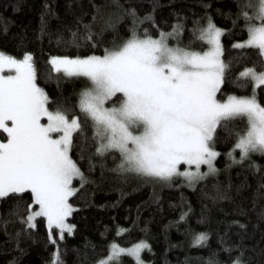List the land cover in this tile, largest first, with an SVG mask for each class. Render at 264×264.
<instances>
[{
  "label": "snow or ice",
  "instance_id": "1",
  "mask_svg": "<svg viewBox=\"0 0 264 264\" xmlns=\"http://www.w3.org/2000/svg\"><path fill=\"white\" fill-rule=\"evenodd\" d=\"M202 3L205 9L210 7L207 0ZM93 7L89 20L77 17L67 40L57 37L65 46L93 51L49 56L50 77L63 70L66 76L87 78L72 105L54 101L38 83L31 51L17 57L0 50V198L14 201L6 214L0 213V224L19 249L20 237L31 236L37 218H43L47 240L56 245L49 264H65L56 237L63 240L65 232H73L75 225L66 218L78 205L70 197L90 182L81 161L87 162L90 171L99 165L103 177L106 158L111 155L114 163L108 171L122 181L134 175L145 182L171 185L179 177L181 184L195 188L199 181L220 171L214 163L219 155L214 146L217 134L237 119L246 123L228 129L234 139L226 153L231 163L248 161L249 167L258 169L251 156L264 154V100L257 94L258 87H264V67L258 70L255 64L245 65L235 73L232 83L242 89L250 83V94L230 92L221 98L233 65L223 59L221 35L226 29L218 26L211 14L193 17L192 41L183 44L186 18L179 12L165 30L156 23L153 12L140 16L135 7L124 8L120 0H111V6ZM156 7L154 2L153 11ZM228 14L233 16V24L242 18L240 26L246 32L233 47L255 50L264 65V0H236V12ZM125 17L131 18L126 34L118 27ZM146 22L154 25L158 34L153 35L150 28L141 31ZM195 41L202 47H193ZM53 103L54 108L50 107ZM76 109V114H70ZM86 124H90L91 136ZM77 135L82 138L80 143L75 140ZM74 147L78 149L76 157ZM215 187L212 199H225L227 190ZM26 190L29 202L22 208L20 198ZM187 215L182 211L179 220ZM12 218L23 225L15 233L7 229ZM124 231L119 228V233ZM189 231L193 244L207 243V232ZM144 248L150 249L144 239L129 246L112 240L107 255L94 264H121V254L133 257L135 264H150L141 257ZM234 248L239 252L233 257ZM221 251L227 259L220 258ZM243 256V247L222 239V248L204 260L206 264H248ZM9 264H15V258Z\"/></svg>",
  "mask_w": 264,
  "mask_h": 264
},
{
  "label": "trees",
  "instance_id": "2",
  "mask_svg": "<svg viewBox=\"0 0 264 264\" xmlns=\"http://www.w3.org/2000/svg\"><path fill=\"white\" fill-rule=\"evenodd\" d=\"M154 2L157 7L153 11ZM120 3L124 8L135 7L140 16L153 12L156 23L165 30L177 19L176 13H181L186 18V27L181 35L183 44L192 41L193 17L203 16L205 12L211 14L213 21L226 29L221 35L223 59L233 65L220 96L223 98L230 92L250 94V83L247 89L232 83L235 73L245 65L255 64L258 70L264 65L255 50L246 48L242 51L233 47L236 40L246 37L240 26L243 19L233 24V16L228 14L236 12V0H207L210 5L207 9L203 7L202 0H120ZM94 4L111 6V0H0V50L17 57H21L24 51H31L38 83L54 101L72 105L78 99L79 90L86 86L83 76L51 73L50 77L49 56L88 55L93 51L91 48L65 46L57 37L67 40L71 35L69 29L76 27L77 17L85 21L91 18ZM129 24L131 18L125 17L118 27L126 34ZM143 28H150L153 35L158 34L155 26L147 22L140 30ZM170 42L176 43L175 40ZM193 47L201 48V42H193ZM97 53L102 54V49ZM257 94L264 100V87H258ZM55 106V103L50 105ZM76 112L78 109L70 114ZM245 123L237 119L227 128L219 129L214 145L219 155L214 163L220 171L199 181L195 188L181 184L179 178H175L171 185L145 182L134 175L122 181L108 171L114 163L111 155L106 158L107 168L103 177L99 165L90 171L87 162L81 161L90 182L70 197L71 202L78 205L67 217V222L75 225L73 232H65L63 240L56 237L65 264H94L107 255L108 244L112 240L129 246L140 239L150 245V249L141 250L142 259L150 264H206L204 258L222 248V239L229 245L243 247L242 258L248 264H264V187H261L264 185V155L254 153L251 156V160L260 166L258 169L249 167L248 161L232 164L226 155L234 143L228 129L242 128ZM85 127L87 135L91 136L90 125ZM81 139L79 135L75 137L77 143ZM72 152L76 157L78 149L74 147ZM235 155L239 156L238 151ZM229 164L231 166L226 167ZM91 180L96 183H91ZM75 184L79 185L78 179ZM215 185L227 190L225 199H212L217 192ZM29 197L30 192L26 190L20 198L22 208L29 202ZM13 202L0 198V213L6 214ZM182 211L188 213L183 221L179 220ZM200 217L204 218L203 221ZM240 224L245 227L241 228ZM4 227L0 224V264H9L13 258L15 264H49L56 245L47 240L43 218H37V228L31 236L24 234L20 237L19 249L15 240H10L5 234ZM22 227L14 218L7 225L11 233ZM121 227L125 231L119 233ZM189 229L207 232V243L193 244ZM238 252L239 248H234L232 256ZM219 256L222 260L228 258L223 251ZM121 264H135V260L128 254H121Z\"/></svg>",
  "mask_w": 264,
  "mask_h": 264
},
{
  "label": "rangeland",
  "instance_id": "3",
  "mask_svg": "<svg viewBox=\"0 0 264 264\" xmlns=\"http://www.w3.org/2000/svg\"><path fill=\"white\" fill-rule=\"evenodd\" d=\"M49 63H50V61H49ZM60 73H63V70H61L60 71ZM5 74H7V70H5ZM64 74V73H63ZM73 76H82V75H73ZM85 79H86V81H87V78L86 77H84ZM45 122H46V119H45ZM90 125V124H89ZM238 151V150H237ZM239 153V152H238ZM264 155V154H263ZM215 162V161H214ZM203 167H205L204 165H202V168ZM177 178H179V177H177ZM179 179H181V178H179ZM67 219V218H66Z\"/></svg>",
  "mask_w": 264,
  "mask_h": 264
}]
</instances>
